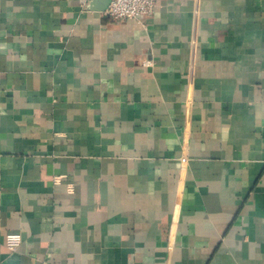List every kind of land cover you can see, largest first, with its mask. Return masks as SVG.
Here are the masks:
<instances>
[{"label": "crops", "instance_id": "crops-1", "mask_svg": "<svg viewBox=\"0 0 264 264\" xmlns=\"http://www.w3.org/2000/svg\"><path fill=\"white\" fill-rule=\"evenodd\" d=\"M89 1L0 0V264H264V0Z\"/></svg>", "mask_w": 264, "mask_h": 264}, {"label": "built area", "instance_id": "built-area-1", "mask_svg": "<svg viewBox=\"0 0 264 264\" xmlns=\"http://www.w3.org/2000/svg\"><path fill=\"white\" fill-rule=\"evenodd\" d=\"M155 0H110L107 8L102 11L114 20L140 18L153 13ZM59 177L55 176L54 181ZM21 241L20 234L10 233L5 236V245L10 250H15Z\"/></svg>", "mask_w": 264, "mask_h": 264}, {"label": "water", "instance_id": "water-1", "mask_svg": "<svg viewBox=\"0 0 264 264\" xmlns=\"http://www.w3.org/2000/svg\"><path fill=\"white\" fill-rule=\"evenodd\" d=\"M110 0H90L88 8L90 10H96V11H104Z\"/></svg>", "mask_w": 264, "mask_h": 264}]
</instances>
